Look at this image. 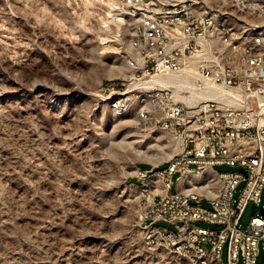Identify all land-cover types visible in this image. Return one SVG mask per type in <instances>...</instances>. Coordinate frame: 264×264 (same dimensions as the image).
I'll use <instances>...</instances> for the list:
<instances>
[{"label": "rangeland", "instance_id": "obj_1", "mask_svg": "<svg viewBox=\"0 0 264 264\" xmlns=\"http://www.w3.org/2000/svg\"><path fill=\"white\" fill-rule=\"evenodd\" d=\"M126 1L0 0V264H187L143 238L136 169L170 153L150 147L134 111L117 116L114 97L100 94L115 79L131 87ZM232 14L239 33L264 25ZM259 214L249 203L240 228Z\"/></svg>", "mask_w": 264, "mask_h": 264}, {"label": "built area", "instance_id": "obj_2", "mask_svg": "<svg viewBox=\"0 0 264 264\" xmlns=\"http://www.w3.org/2000/svg\"><path fill=\"white\" fill-rule=\"evenodd\" d=\"M125 6L127 41L128 24H135L143 51L124 52L131 62V87L125 88V79H115L103 83L100 94L125 97L122 107L137 108L150 147L170 153L160 168L136 169L144 186L140 200L146 244L176 257L190 255L198 264L202 257H209L210 264H255L264 250V105L259 103L264 52H254L249 41L207 24L204 12L232 18V11H253L256 18L257 11H264V0H127ZM259 40L264 43V37ZM155 78H186L191 88L160 84ZM188 89L203 96L193 98ZM219 89L242 100L210 98ZM147 102L156 104V112L145 114ZM141 116H149V125H142ZM154 130L167 133V145L159 144ZM214 166L238 170L217 172L218 197L209 200L206 184L190 185L189 175ZM156 170H163V178H156ZM156 190H163V197H156ZM249 203L260 205V214L241 229Z\"/></svg>", "mask_w": 264, "mask_h": 264}, {"label": "bare ground", "instance_id": "obj_3", "mask_svg": "<svg viewBox=\"0 0 264 264\" xmlns=\"http://www.w3.org/2000/svg\"><path fill=\"white\" fill-rule=\"evenodd\" d=\"M248 15L252 16L253 11H248ZM257 17L264 16V11H257ZM235 16L232 14L231 17H221L211 14V12H204V21L211 26H215L217 29H224L229 31L233 35L234 39H239L241 41H249L250 48L254 52H264V43L261 42V37H264V33L260 29H264V25H254L251 29H246L244 32L239 33L233 27L226 23L228 19H233ZM258 29V30H257ZM128 32L130 33V42H128V51L129 53H136L143 51V39L141 38V30L135 24H128ZM127 68L131 71V62L128 56V53H124ZM160 84H176L179 87L191 88L190 82L186 78H180L176 80H156ZM190 93L191 97L198 98L203 95L199 92H194L190 89L187 90ZM228 95V96H227ZM112 107L115 109L117 116H122L130 111H134L136 119L139 121V113L136 107H122L125 104V97L122 96H113ZM210 98L220 99L226 98L230 101H240L242 100L239 95L232 93H226L223 90L216 91ZM260 106L264 105V97L259 99ZM156 112V104L154 102L145 103V114H153ZM141 123L149 125V116H141ZM154 138H158V142L161 145H167V133L163 130H154ZM156 178H163V170H156ZM189 184L190 185H204L206 184V191L209 200H216L219 193V175L213 167H206L205 169H200L198 176L189 175ZM138 186V185H137ZM140 188H142L141 197H144V186L140 183ZM156 197H163V190H156ZM168 251V250H167ZM170 253V251H168ZM181 257L187 264H198L193 261L190 255H177ZM202 264H210L209 257H202Z\"/></svg>", "mask_w": 264, "mask_h": 264}, {"label": "trees", "instance_id": "obj_4", "mask_svg": "<svg viewBox=\"0 0 264 264\" xmlns=\"http://www.w3.org/2000/svg\"><path fill=\"white\" fill-rule=\"evenodd\" d=\"M160 168V167H159Z\"/></svg>", "mask_w": 264, "mask_h": 264}]
</instances>
